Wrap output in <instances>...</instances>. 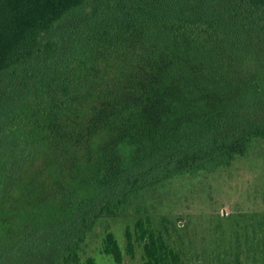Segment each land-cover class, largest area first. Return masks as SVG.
Instances as JSON below:
<instances>
[{
    "label": "trees",
    "instance_id": "obj_1",
    "mask_svg": "<svg viewBox=\"0 0 264 264\" xmlns=\"http://www.w3.org/2000/svg\"><path fill=\"white\" fill-rule=\"evenodd\" d=\"M156 21L198 30L249 63L248 90L225 110L155 132L70 190L20 212L0 230V264H97L83 257L87 240L132 207V226L124 228L128 254L139 247L142 264H194L137 202L179 175L229 165L264 138V0H0V201L46 161L56 125L82 103L97 52ZM251 216L228 247L201 260L264 264V212ZM102 251L121 263L112 231H104Z\"/></svg>",
    "mask_w": 264,
    "mask_h": 264
},
{
    "label": "rangeland",
    "instance_id": "obj_2",
    "mask_svg": "<svg viewBox=\"0 0 264 264\" xmlns=\"http://www.w3.org/2000/svg\"><path fill=\"white\" fill-rule=\"evenodd\" d=\"M189 26L156 21L144 30L98 51L93 78L81 102L54 129L55 145L41 165L13 182L0 201V230L20 212L70 190L100 165L147 142L157 132L198 116L225 110L247 90L250 64L224 46L207 41ZM196 264L225 242L251 214L264 212V138L246 154L212 172L179 175L145 190L137 202ZM146 211V212H145ZM134 208L99 224L83 257L117 264L102 251L104 231H112L123 252L120 264H142L141 250L126 251L124 228Z\"/></svg>",
    "mask_w": 264,
    "mask_h": 264
}]
</instances>
